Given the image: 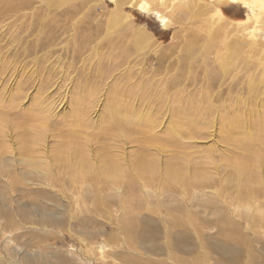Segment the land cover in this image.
Instances as JSON below:
<instances>
[{
    "label": "rangeland",
    "instance_id": "1",
    "mask_svg": "<svg viewBox=\"0 0 264 264\" xmlns=\"http://www.w3.org/2000/svg\"><path fill=\"white\" fill-rule=\"evenodd\" d=\"M139 1L0 0V121L3 149L10 150L3 156L19 161L27 155L25 144L32 143L52 160L56 146L73 139L85 144L94 164L106 155L125 175L136 169L140 174L142 164L153 173V186L139 183L123 191L38 194L0 187V209L11 212L15 222L18 206L33 219L49 220L31 209L37 200L62 222L55 228L46 225L39 238L28 235L38 232L32 225L0 234V264L10 260L4 249L8 241L7 248L18 251L17 264L28 258L29 264L53 262L57 253L72 260L77 253L89 260L95 255L94 264H127L135 257L140 264H179L194 262L203 251L213 257L207 264H214L217 255L207 244L224 241V218H233L253 252L264 254V228L252 230L243 215H254L256 207L240 214L235 204L239 191L264 190V158H253L257 142L258 151H264V32L248 35L257 27L241 4L224 5L222 18L207 0H185L194 12L176 10L177 23L163 29L152 13L138 9ZM216 18L227 30L219 39L207 28ZM260 21L264 24V16ZM141 32L147 37L138 39ZM78 109L84 125L73 128ZM34 115L48 117L44 138L34 131ZM225 117L232 118L230 124ZM238 162L244 170L236 167ZM190 211L193 217H186ZM125 223L136 234L147 233L134 239V248L121 231ZM86 232L93 237L88 244L83 242ZM102 239L112 248L96 255ZM171 242L189 249L181 254L164 249ZM149 244L160 251L145 252Z\"/></svg>",
    "mask_w": 264,
    "mask_h": 264
},
{
    "label": "bare ground",
    "instance_id": "2",
    "mask_svg": "<svg viewBox=\"0 0 264 264\" xmlns=\"http://www.w3.org/2000/svg\"><path fill=\"white\" fill-rule=\"evenodd\" d=\"M183 1L185 2V0H169V4H168V0L167 1L166 0H140L139 2H141V3H138L137 5H138V9L140 11H142L146 14L152 13L154 15L155 19L157 20L158 24L163 29H168L169 27L174 26L177 23L175 18H174L175 13L178 14V12H175L176 10H178V11L182 10L184 13L194 12L191 10L190 7H185L183 4ZM207 1L210 3L211 8L214 10V13H215L214 15L220 16L222 18H223V16H225L224 15L225 13H224L223 8H222L224 5H226V4L228 5L229 3H233V5L234 4L240 5L241 4L243 7H245L248 10V13H247L248 14V21L251 20L250 23L253 22V24L255 25L254 27L255 28L257 27L256 30L249 31L248 35L250 37H254V36H256V34L258 32H260V33L264 32V28H263L264 24H263V22L260 21L262 16H264V0H207ZM168 10H169V12H167ZM199 13H201V12H199ZM215 20H219V19L216 18ZM231 20L234 22V19H231ZM222 21L221 20L213 21L209 25L207 23V26H209V27H207L209 30V34L214 33L216 35L215 37L217 39H219L218 37H221L220 36L221 33H225V31H227L226 28H224L225 24H223ZM235 22H236V20H235ZM251 25H250V27H251ZM258 25H259V27H258ZM246 26H247V24H246ZM246 34H247V32H246ZM146 37L147 36L144 33H142V32L138 33V39H144ZM42 110L44 113L47 112L44 109H42ZM81 111H82L81 109L77 110L78 113L75 116L76 119H74L72 124H70L73 128L74 127L79 128V127H82L84 125L85 118L83 117V114H80ZM5 115L7 116V114H5ZM34 116L37 118L36 120L38 121V126H36V129L34 131L36 132V134L39 138H44V136H42V134L48 129V126L50 125L48 117L44 116V115H40V116L34 115ZM7 118H9V117H7ZM121 118L124 120H127L126 116L121 117ZM3 120L5 121V119H3ZM7 121L8 120H6V122ZM224 121L230 124L232 121V118L231 117H228V118L225 117ZM2 126H3L2 121H0V187H4V188L9 189L11 191H15V190L32 191V192H38V194H39V192H43L45 190H55V189L56 190L61 189L63 191L71 190V189H74V190H91V191L94 190L97 192L98 191L103 192V191L111 190V189H115L117 191L133 190L139 185V183L144 185V186H153V179L151 178V174H153V173H151V171H150L151 168H148L147 165L142 164L140 167H138V168H141V170H142V171H139L141 173L138 174V173H136V170L138 171V169H136L137 163L135 162V166H133L132 164L131 165L136 170L130 172L131 173L130 175H125L123 172L124 169L121 168V166H119V164L116 162V160L110 156H106V155L102 154L104 156H102L101 159H99V161H97V163L94 164L93 161L89 160V157L86 156L87 152L85 150L86 149L85 144L82 142H79L77 140H73V139H72V142L69 141L65 144L63 143L62 145L59 144L58 146H56V152H55V155H54L52 160L47 159L46 157H42L38 152L39 151L38 145H32V143H31V145L29 143L25 144L24 150H25L27 155L24 156L19 161L16 160V158H12L14 156H3L4 154H9L8 152H10V150H8V152H7L5 149H3V143H5V142H4L3 137H2ZM249 134L251 135L252 133H249ZM35 140L38 141V138H35ZM260 144H261V141L257 142V144L255 146L254 155H253V158H255V159L256 158H264V151L261 149V147L259 148V151H258V147L260 146ZM43 161H47L46 165H44L45 162H43ZM238 164L239 165H237L236 167L244 170L241 166V162H238ZM245 164L247 165L248 163L245 162ZM247 166H249V165H247ZM53 168H56V169H53ZM165 181L162 182V184L165 183ZM194 192H195V190H194ZM217 195H218V193H217ZM229 198H231L232 201L234 200L233 196L229 197ZM235 198H236L235 204L238 205V210H239V208L241 209L240 214H242L243 209L245 211L249 210V212H250L251 211L250 208L252 206H253V208H254V206L256 207V209L254 210L255 212L252 211L255 213L254 215H250V214L248 215L247 212L243 213V215L245 217H249V219L251 220L252 230H257L258 228H262V227L264 228V190H261V188L259 189L257 187L256 188L255 187H249L243 194H240V191H239V194H236ZM37 202H39V201L38 200L32 201L31 209H33L36 212L38 211L39 213H41V215L43 217L46 216L47 218H49V220L43 221V220L33 219L34 217H30V215H28L29 213H27L25 208H23L22 206H18L15 208L16 214L20 218L19 223H17V222H15L16 220L15 221L13 220L14 216L11 217V215H10L11 212L9 213L6 210L0 209V234L3 235V234H5V232H6V234L8 232V234L11 235V234H13L14 231L20 230L21 229L20 226H22L24 228L27 225L28 226L32 225V226H34V230H36L38 232H33L31 234H28V235L33 236L34 238H39L40 237L39 231L40 232L43 231L44 227L46 225H48L50 227L52 226L53 228H55L57 225L62 223L59 217H57V220H54L53 219L54 217H52L53 214L51 212H49L46 208L40 207L39 206L40 204ZM224 202H225V200H224ZM228 202H229V199H228ZM213 204L215 205L216 203H213ZM42 205H44V204L42 203ZM96 205L98 207L99 204L96 203ZM12 207L14 208V206H12ZM197 208H199V207H196V209ZM224 208H225V206H224ZM192 210H195V209H192ZM227 210H228V208H227ZM238 210H236V211H238ZM195 212L198 213L197 210H195ZM189 213H191V211L185 213L186 217H190V215H191V217H193L192 213L190 215H189ZM228 216H229V214H228ZM16 218L18 219V217H16ZM224 219H225L224 221H226V225L228 227V229L223 234L224 241H222V243H216L213 245L207 244L208 249H211L217 255V259L214 257L215 258L214 264H242L243 262H245V264H264V254L261 255V254H256L253 252L251 245H250V242L247 241L246 237L243 236L242 233H240L239 229L236 226H233L234 225V223L232 221L233 218H232V220H228V218H224ZM2 220H4V221L2 222ZM196 220H197V218H196ZM201 220H202V218H201ZM190 221H192V220H190ZM83 222H86V221H83ZM198 222L200 223V221H198ZM206 226H208V225H206ZM18 228H20V229H18ZM185 230L187 231V228ZM121 231L126 234V236L128 238V240H127L128 246L132 247V248H134L133 244L135 241L134 239H136V237L139 236L140 238H144L147 234V233L145 234V232L143 230H142V232H140V234H136V232L133 228V225L131 226L128 223H127V225L125 223L122 226ZM195 231L197 234H199L198 230L195 229ZM31 232H32V230H31ZM259 232H260V230H259ZM101 234L102 233H99L98 235H101ZM167 234H168V232L166 231V235ZM23 235H26V234L23 233ZM18 236H19V234H18ZM20 236H22V235H20ZM22 237L25 238V236H22ZM179 237H180V235H179ZM83 238H84L83 242L85 244H88L89 240L90 239L92 240L93 237L91 236L90 233L86 232V233H83ZM168 238H170V237H168ZM194 239H195V237H194ZM107 241L102 239L101 241L97 240V244L95 242H93L96 244V246H95V251H97L96 255H104L105 250H107L108 248H112L111 247L112 245ZM170 241H171V239H170ZM36 242H37V240H36ZM36 242L34 241V243H36ZM145 243H146L145 241L143 243H140V245L142 246L141 248L144 249ZM166 243H167V241H166ZM7 244L8 245L10 244L9 241L6 242V245L4 246V249L7 252L6 254H8V257H10V260H8L9 262L8 261L7 262H8V264H17V262H15L16 260L14 261V259H15L16 255H18V253H17L18 251L16 252L13 249L10 250V248H7V246H8ZM193 244H191V245H193ZM91 245H93V244H91ZM38 246H39V244H38ZM147 246H149L151 248L148 247L145 252L150 253L151 252L150 250H152L154 247H152L150 244ZM170 246H171V248H169V245H168V247H166L164 249H168L171 252H174V250H175V252L181 251L180 254L188 248L187 246L185 247L184 244L182 245V243H180V242H175V243L171 242ZM92 247H91V249H92ZM160 247H162V246H160ZM154 249H156V248H154ZM171 249H173V251ZM40 250H41V248H40ZM156 250L159 252L160 248L156 249ZM202 250H203V248H202ZM98 252H99V254H98ZM207 252L203 251V252H199L198 254L196 253V255L193 258L194 262H191V263H193V264H207V263H209V261L212 260L213 257H210ZM89 253H91V252H89ZM19 254H20V252H19ZM151 254H154V253L151 252ZM75 255H74V260H72V259H68L65 256L57 253L58 258L56 260H54L53 262H51L47 259H43L42 263H36V264H75V263H77V264H91V263L94 264L95 261L98 260V258H96L95 255H94L93 259H91V260H89V258H87L86 256H83L81 253H79V254L77 253V255H79V256L78 257L76 256V258H75ZM123 255H125V254L123 253ZM159 255H160V253H159ZM163 256H164V254H163ZM181 258H182V256H181ZM161 259H163V258H161ZM127 260H128V258H127ZM172 260H174V258ZM1 261H2V259H1ZM24 261L25 262L27 261L26 264L33 262L29 258L25 259ZM149 261H150V259H149ZM159 262H161V260ZM97 263L99 264V262H97ZM126 263L127 264H140V260L137 259L136 257L135 258H129V260ZM178 263L179 264H191L185 260H179ZM18 264H20V263H18ZM109 264H111V263H109Z\"/></svg>",
    "mask_w": 264,
    "mask_h": 264
}]
</instances>
